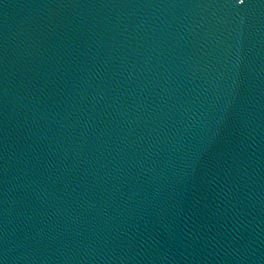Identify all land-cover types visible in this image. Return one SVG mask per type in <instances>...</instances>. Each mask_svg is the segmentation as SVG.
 <instances>
[{
	"label": "water",
	"instance_id": "95a60500",
	"mask_svg": "<svg viewBox=\"0 0 264 264\" xmlns=\"http://www.w3.org/2000/svg\"><path fill=\"white\" fill-rule=\"evenodd\" d=\"M0 264H264V0H0Z\"/></svg>",
	"mask_w": 264,
	"mask_h": 264
}]
</instances>
